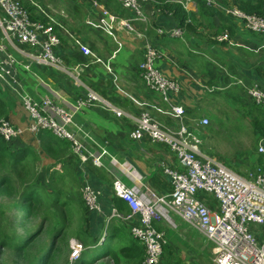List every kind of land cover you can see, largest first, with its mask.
<instances>
[{
    "label": "crops",
    "instance_id": "crops-1",
    "mask_svg": "<svg viewBox=\"0 0 264 264\" xmlns=\"http://www.w3.org/2000/svg\"><path fill=\"white\" fill-rule=\"evenodd\" d=\"M24 1L30 4L29 0ZM34 1L47 13L57 17L60 22L61 27H58V33L61 40L60 45L56 48V55L61 57L64 67L32 62L29 55L33 53V49L21 44L16 39L7 37L1 31L0 61L9 54L16 58L25 90L36 100L49 96L59 104L71 108L76 99L84 97L90 88L109 101L110 108L114 106L122 110L123 114L118 116L110 110L90 107L75 115L72 130L84 143L86 153L102 155V166L94 165L92 160L83 163L70 148L57 162L55 158L44 152L41 141L28 131L18 138L22 141V147H33L38 155L42 156L41 158L51 159L52 161L46 160V163L50 164L49 169L50 167L56 168L64 174L76 176L80 184L87 182L98 189L100 191L99 202L108 214L113 206L118 207L116 202L119 199L112 189V183L116 177L121 178L136 191L143 193V196L146 194L144 191L153 190L159 195L169 197L172 185L164 173L163 167L174 166L184 170L179 164L176 153L166 144L152 143L147 138L137 139L133 136L136 119L146 107L150 108L153 115L155 114L154 116L167 124L177 127L179 123V120L172 117L173 115L165 113L171 109V106L163 102L159 95L150 93L140 77L138 67L143 60L144 43L148 38L157 41L156 44L159 45L163 54L162 58L158 60V68L165 76L182 85L179 93L172 94V100L173 104L184 107L186 123L190 122L187 120L188 115L193 116L202 108L204 99L213 106L216 103L219 105L227 101L222 93L216 92L217 89L223 90L231 86L233 89L240 88L233 83L232 73L242 76L246 80L243 71L239 70L242 65L234 63L235 57L238 56L237 50L232 49L233 59V55L229 53L228 49L210 45L209 41L205 39L209 33L208 30L205 36L201 37L188 34V27L185 37H172L171 32L176 27V20L171 16H161L151 2L144 3V10L147 15H150L148 25L138 23L137 31L132 32L110 22L103 15L102 10L93 6L89 0ZM99 1L105 4L112 13L125 18L131 16H128L130 10L127 11L116 2ZM31 7L32 9H27L32 17L40 13L33 5ZM190 9L197 13L198 4L197 7L193 5ZM1 10L0 7V14ZM40 15L44 17L43 14ZM89 21L95 25L90 24ZM200 21L202 22V20ZM189 23L192 24V22ZM157 25L163 26L165 34L157 32L154 28ZM148 28L149 30H147ZM241 29L242 33L234 39V42L250 50L256 49L250 44L251 38L249 39L245 34V26L243 25ZM138 33L145 34L146 37L143 35L139 38ZM217 38L219 39V36ZM76 39L87 45L94 55L84 54ZM209 47H215L213 56L207 55ZM257 47L260 50L262 47L264 48V45ZM257 49L255 51L264 55V52ZM220 52L224 55V61L220 60ZM193 55H197L199 58H194ZM96 57L100 61L96 60ZM239 59L248 61V64L244 65L246 69H243L247 73V69H250L255 58L253 56L242 58L240 55ZM208 72L215 75L213 81L216 84L214 86L219 88L209 90L207 82L210 80V75H207ZM249 82L257 81L251 79ZM0 99L6 105L5 118L14 126L26 128L29 115L20 98L5 83L0 84ZM211 110L215 109H207L202 114ZM203 154L205 153L203 152ZM213 158L223 163L215 157ZM256 159V155L249 157V160H252L257 166V162L254 161ZM55 163L57 166L54 165ZM43 164L45 165L44 162ZM201 196L206 198L213 211H219L218 202L212 195L201 193ZM124 204L125 208L122 210L118 208L119 211L129 213V206L125 202ZM158 208L164 219L158 222L156 227L159 230L167 231L160 264H192L194 260H190L193 258L191 251H196L200 244L203 247L201 239L203 235H198L199 232L194 228L196 234L187 232L190 225L166 205L160 204ZM105 218L106 215L89 211L88 228L95 237L106 232V225L108 226L109 223H106ZM119 220L128 228L129 232L133 224L139 223L137 217H132L127 221ZM257 230L260 235H263L264 227L256 228ZM195 236L199 238L200 243Z\"/></svg>",
    "mask_w": 264,
    "mask_h": 264
},
{
    "label": "built area",
    "instance_id": "built-area-1",
    "mask_svg": "<svg viewBox=\"0 0 264 264\" xmlns=\"http://www.w3.org/2000/svg\"><path fill=\"white\" fill-rule=\"evenodd\" d=\"M23 1L0 0V31L7 37L31 47L33 53L29 56L32 62L64 67L63 60L56 55V48L61 40L58 33V27L61 26L57 17L47 13L34 0H30L29 2L40 11L39 14L44 15L43 19L33 18ZM89 1L93 6L100 8L103 15L119 28L135 32L138 23L149 22L144 10L146 0H113L123 8L131 10L132 15L128 18L112 13L99 0ZM173 1L182 3L189 10V5H196L197 0ZM207 1L215 4L214 0ZM225 11L241 21L246 28L264 34L262 16L247 14L236 5L225 7ZM89 23L95 25L91 21ZM158 32L163 33V30L158 29ZM183 33L184 29L176 27L171 35L182 36ZM138 34L146 37L145 34ZM219 39L227 40V33L219 36ZM76 42L84 54L94 55L81 40L76 39ZM143 48V60L139 64L140 77L150 93L159 95L163 102L171 106L165 113L173 115L179 123L177 127L167 124L146 107L136 119L133 136L168 145L176 153L184 170L174 166L164 168V173L172 185L169 197L159 195L153 190L144 191L146 194L143 196V193L116 177L112 183L113 192L129 206V213H121L116 206L111 208L109 214L106 213L99 202L100 191L86 182L82 184L81 193L88 210L106 215L107 224L115 219L127 221L137 217L139 223L133 224L130 231L133 237L145 246L144 264H159L163 255L166 235L164 230L156 227V224L164 219L158 208L160 204L169 207L213 243L216 264H264V232L258 238L253 228L264 227V165L259 168L256 178L247 179L203 154L200 148L202 141L195 133L197 127L185 122L186 114L182 105L173 104L172 94L179 93L182 85L165 76L158 68V60L163 54L152 41L146 39ZM96 60L100 61L98 57ZM18 67V61L11 54L1 59L0 84L5 83L20 98L29 115L28 125L26 128H20L8 119L0 118V135L7 142H11L21 137L25 131L36 137L40 132L50 131L58 139L68 141L72 152L83 163L92 160L94 165L102 166V155L86 153L84 143L72 130L75 115L90 107L110 110L118 116H121L123 111L114 106L110 108L109 101L90 88L84 97L76 99L71 108L59 104L49 96L36 100L25 90ZM234 83L242 86L250 98L264 106V89L258 83H247L240 79ZM196 124L205 127L209 124V119L203 117L198 119ZM259 152L264 153V145H260ZM201 193L212 195L218 202L219 211H213ZM84 248L83 243L78 240L73 246L72 258H80Z\"/></svg>",
    "mask_w": 264,
    "mask_h": 264
},
{
    "label": "trees",
    "instance_id": "trees-1",
    "mask_svg": "<svg viewBox=\"0 0 264 264\" xmlns=\"http://www.w3.org/2000/svg\"><path fill=\"white\" fill-rule=\"evenodd\" d=\"M110 1L115 2L113 0H107V3ZM25 2V6L28 9H32L31 5ZM145 2H151L161 16H171L172 19L177 22L176 27L184 29L185 33L189 27L188 34L204 37L208 30L209 33L206 35L205 39L209 41L210 45L220 47V49H228L229 53L233 55V59L234 53L232 49L237 50L238 56L235 57L236 60L234 63L242 65L239 70L243 71L246 81L250 83L249 81H251V79H255V81L259 82L264 89V55L255 51L258 48L257 46L264 45V36H260L261 34H256L247 30L245 34H247L249 39L251 38L250 44L256 49L250 50L241 45H237L234 42V39L242 33L243 30L241 28L243 24L233 15H230L225 11V7L236 5L240 10L247 14H257L264 18V0H214L215 4L209 3L207 0H197V13L188 11L182 3L173 0H146ZM126 10L128 11L129 9ZM128 12V16L132 15L131 10ZM33 18L43 19L44 17L37 14L33 16ZM200 20H202V22ZM189 22H192V24ZM154 28L157 32L158 29L164 30L161 25L154 26ZM225 33L228 35V40L220 41L217 37ZM152 42L159 48V45L156 44L157 41L152 40ZM215 47H209V51L207 52L208 56H213L215 53ZM259 51L263 53L264 48L262 47ZM220 53V60L224 61V55L222 52ZM240 55L242 58L252 56L255 58V61L250 65V69H247V73L244 72L243 69H246L244 65L248 64V61L246 59L241 61V59H239ZM138 72H140V69ZM207 75H210V80L207 82L208 86L210 88L214 87L216 84V82L213 81L215 75L211 72H208ZM216 92L222 93L223 97L227 100L225 103L237 104L242 110H244L251 124L253 134L257 136L259 140H264L263 106L255 103V101L248 96L243 87L233 89L231 86L223 90H216ZM6 114V105L3 100L0 99V118H5ZM37 138L41 141L44 152L55 158L57 162L67 153L69 148L71 149V144L68 141L58 139L50 131L38 133ZM18 141L20 140L16 139L7 142L4 137L0 135V194L4 193L7 197H13L16 199L13 195L16 192V186L12 175H15L17 171L19 174L21 173L20 170L24 169L22 174L24 177H27V179L21 181L23 185L22 192L20 193V200L15 201L14 206L20 210H27L25 220L30 219V216L33 215L34 210H32V208L34 207L45 206V211L52 207L55 208L61 223H59L58 227L55 228L50 235L53 239H59L66 234V229L70 227L71 223L69 218L76 213L71 210L72 200L62 199L59 196V190L56 193L51 192V194H48L45 189L46 187L43 184H39L31 178L32 170L34 169L33 165L36 164L39 155L33 147H22V145L17 146L16 142ZM254 155L257 156V159L255 160L257 165L263 166L264 154L256 151ZM54 165L57 166L56 163ZM50 170H53L51 173L54 174L59 172V170L52 167H50L49 172ZM50 198H52L51 201L49 200ZM117 198L119 199L116 202V205L118 206L117 208L120 210L124 209V202L119 197ZM88 213L89 210L88 212L86 210L84 211V215L80 214L82 224H79L80 229L76 232L75 237L83 243L86 250L87 247H92L94 253H89L84 250L75 264H96L98 259H101L97 258L100 257L97 249L102 246H104L105 251L103 257H109L112 259L113 264H123L124 261L131 264H144L146 252L145 246L133 237L131 231H128V228L121 223V220L115 219L109 223L106 230L105 240L99 245L100 238L95 237L89 231L87 223ZM3 214L4 209L0 204V216ZM44 218H47V215H45ZM40 230V227H37L33 230L26 231L23 235H17L14 225L11 229H0V246L3 248H9L13 255L17 257L15 262L18 264H45L48 259L55 260V256L60 252L61 248L60 246H57L55 241L53 244H46V242L41 243L39 238V235L41 234ZM91 254H94V256H91Z\"/></svg>",
    "mask_w": 264,
    "mask_h": 264
},
{
    "label": "rangeland",
    "instance_id": "rangeland-1",
    "mask_svg": "<svg viewBox=\"0 0 264 264\" xmlns=\"http://www.w3.org/2000/svg\"><path fill=\"white\" fill-rule=\"evenodd\" d=\"M24 2L25 1H23V4ZM189 7L192 8L193 6L189 5ZM147 17L149 21L150 15L148 14ZM245 29L246 31L249 30L256 34H260L246 27ZM184 35L185 30L180 37H185ZM138 37L140 38V36ZM148 40L151 41V39L149 38ZM193 57L199 58V56L197 55H193ZM19 76L21 77L20 69ZM231 78L234 79V81L239 79L244 80L242 76L235 75L234 73H232ZM209 104L210 102H206L204 99L202 101V108L197 111L195 115H188L189 118L187 119L190 120V122L188 123H190L192 127H199L195 130V133L198 135V137H200V140H202L200 145L201 151L222 161L226 166L232 168L239 174H243L242 176L247 179L256 178L257 173L259 172V166H256L252 160H249V157H253L255 152L259 150L260 145L264 144L262 140H259V138L253 134L251 124L244 110H242L237 104H227L225 103V101L224 103L219 105L216 103L215 106ZM210 108L215 110L207 111V116L205 113L202 114L203 111ZM201 116L207 117L208 119L210 118L209 124L205 127L197 126L196 124L198 119L203 118ZM16 145L21 146L22 141L20 140L16 142ZM41 157L42 156L39 155L36 164L33 165L34 169L32 170L31 178L34 179L35 182L43 184L46 187L45 189L47 190L48 194H51V192L56 193L59 190V196L62 199L72 200L71 210L75 211L76 213H74L73 216L69 218V220H71L70 227L66 229V234L63 235V237L59 239H53L51 237L50 233L58 227L59 223H61V220L58 218L56 209L53 207L47 211H45V206L34 207L32 208V210H34L33 215L30 214V219L25 220L27 210H20L19 208L14 206V202L20 200V193L22 192L23 185L21 181L27 179V177H24L22 174L24 169H21V173L18 174L17 171L15 175H12L16 186V192L13 195L16 197V199H14L13 197L9 198L4 195V193L0 194V204L4 209V214L0 216V229H11V227L14 225V229L16 230L17 235H23L28 230H33L37 227H40V242L53 244V242L55 241L57 246H60L61 248L60 252H58L55 256V260L48 259L45 264H75L77 259L72 258V252L73 246L76 245L78 241V239L75 237L76 232L80 229L79 224H82L80 214L84 215V211L86 210L88 212V207L81 196L82 184H80L76 176H69L70 174L68 173L64 174L62 173V171H59L54 174L51 173L53 170H50L49 172L50 164H47L46 160H52L46 157ZM43 162L45 163V165L43 164ZM164 168L165 167H163V169ZM51 199L52 198H50L49 200L51 201ZM45 215H47V218H44ZM253 228L260 229L261 227L253 226ZM187 232L196 234L193 228L190 226L187 228ZM166 233L167 231L165 230V235ZM197 234L202 236L201 233ZM255 235L260 238L259 230L255 231ZM104 237L105 232L101 233V235L99 236V243L104 242ZM195 238L200 243L199 238L197 236H195ZM201 239L203 247L200 244L197 246L196 251H191L193 258L190 260H194L192 264H216L214 262L215 247L213 243L209 242L203 236ZM98 249L97 251L99 252L100 257L97 258L101 259H98L96 264H113L112 259H110L109 257H103L105 252L104 246L99 247ZM86 251H88L89 253H94L92 247H87ZM91 256H94V254H91ZM15 259H17V257L13 255L12 251L9 248H3L0 246V264H18L15 262ZM123 264L131 263L124 261Z\"/></svg>",
    "mask_w": 264,
    "mask_h": 264
},
{
    "label": "clouds",
    "instance_id": "clouds-1",
    "mask_svg": "<svg viewBox=\"0 0 264 264\" xmlns=\"http://www.w3.org/2000/svg\"><path fill=\"white\" fill-rule=\"evenodd\" d=\"M30 4H31V3H30ZM31 5H32V4H31ZM33 6H34V5H33ZM196 7H197V1H196ZM187 10H188V9H187ZM188 11H192V9L189 8ZM149 21H150V20H149ZM175 28H176V27H175ZM161 34H165V31L163 30V33H161ZM172 37H177V36H172ZM227 40H228V39H227ZM244 81L247 82L246 80H244ZM233 83H234V82H233ZM247 83H248V82H247ZM250 83H252V82H250ZM255 83H258V82H255ZM258 84H259V86H261L260 83H258ZM236 85H237V86H240V85H238V84H236ZM240 87H242V86H240ZM208 88H209V90H210V89H211V90H215V89H217V88H219V87L214 86V87H211V88L208 87ZM217 90H221V89H217ZM251 99H252V98H251ZM252 100H253V99H252ZM253 101H255V100H253ZM255 103H256V102H255ZM257 104H258V103H257ZM263 108H264V106H263ZM1 118H3V117H1ZM6 119H7V118H6ZM262 141H263V144H264V140H262ZM258 151H259V150H258ZM202 153H203V152H202ZM259 153H261V152H259ZM263 154H264V153H263ZM208 156H209V155H208ZM210 157H212V156H210ZM212 158H213V157H212ZM227 167H228V166H227ZM261 167H263V166H259L258 169L261 168ZM256 169H257V168H256ZM232 170H233V169H232ZM235 172H236V171H235ZM237 173H238V172H237ZM238 174H239V173H238ZM241 176H242V175H241ZM206 201H207V200H206ZM187 224H188V223H187ZM260 227H263V226H260ZM192 228H193V227H192ZM254 231H256V229H254ZM104 240H105V237H104ZM99 244H102V243H99ZM85 248H86V247H85ZM85 248H84V250H86ZM84 250H83V251H84ZM83 251H82V253H83ZM81 255H82V254H81ZM80 257H81V256H80Z\"/></svg>",
    "mask_w": 264,
    "mask_h": 264
}]
</instances>
